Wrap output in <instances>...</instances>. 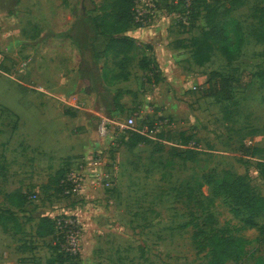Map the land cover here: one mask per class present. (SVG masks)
I'll return each mask as SVG.
<instances>
[{
    "label": "rangeland",
    "instance_id": "obj_1",
    "mask_svg": "<svg viewBox=\"0 0 264 264\" xmlns=\"http://www.w3.org/2000/svg\"><path fill=\"white\" fill-rule=\"evenodd\" d=\"M113 1L0 0V207L10 208L8 194L28 196L29 224L9 243H36L18 258L46 264L57 239H38L34 225L67 215L80 254L58 264H212L211 233L242 245L225 264H264V210L250 224L223 187L244 176L264 198V0H201L192 28L158 0L146 25L126 32L141 47L123 53L104 51L94 24ZM211 9L226 43L209 35ZM157 26L156 41L138 37ZM144 44L154 47L156 84L140 66ZM214 72L245 86L230 99L210 95ZM133 116L168 125L137 143ZM70 172L82 173L79 192L60 185ZM3 251L0 264L16 263Z\"/></svg>",
    "mask_w": 264,
    "mask_h": 264
},
{
    "label": "trees",
    "instance_id": "obj_2",
    "mask_svg": "<svg viewBox=\"0 0 264 264\" xmlns=\"http://www.w3.org/2000/svg\"><path fill=\"white\" fill-rule=\"evenodd\" d=\"M201 0H193L192 13H191V28L194 26L195 13L197 8L201 7ZM136 0H114L113 6L115 7L110 13L103 15L104 25H100L98 20H94L95 27L100 31V35L103 36L104 51H108L112 48L120 47L119 52H128L134 48H140L138 40L127 34L126 32L135 24L134 6ZM212 10V11H211ZM207 13V21L211 24L209 35L214 40L221 42L228 41V33L225 27L215 23V17L213 16V9ZM145 53L140 59V66L145 72L153 76V82L156 84L160 78V67L157 64V60L154 56V49L150 44H144ZM103 53H98L97 57H102ZM213 80L215 83L211 87L212 91L210 95H218L223 93L227 99L231 98L232 87L245 85L240 83L233 77H226L219 73H213ZM131 138L137 143H143L150 141V137L147 135L132 131ZM261 173L264 176V162L261 163ZM65 175L60 179H64ZM226 193L234 202L239 205L240 208L247 210L250 213L249 223L254 224L253 217L256 214L264 210V198L257 197L252 194L249 184L246 181V177L239 176L231 183L223 185ZM8 200L13 202L17 207L21 208L28 201L27 195L8 194ZM68 219L67 215L52 218L50 216H43L37 227V235L41 238L53 237L57 239V243L51 245L50 248L53 252H56L58 257H51L48 259V264H58L60 262L68 261L72 259L71 253L67 252L63 247L65 242V232L69 229V225H66L65 220ZM61 220V227L59 225ZM8 222H13L16 227H19V221L13 210L3 209L0 207V225H3L8 230ZM205 231H201V235ZM206 239V237H204ZM208 244L211 247V262L212 264H225L228 259L236 260L239 258L242 252V245L238 240L227 237L224 234L211 233L208 234ZM33 247V246H32ZM22 248H28L25 243Z\"/></svg>",
    "mask_w": 264,
    "mask_h": 264
},
{
    "label": "built area",
    "instance_id": "obj_3",
    "mask_svg": "<svg viewBox=\"0 0 264 264\" xmlns=\"http://www.w3.org/2000/svg\"><path fill=\"white\" fill-rule=\"evenodd\" d=\"M152 3L148 4V7L146 10H141V7L139 9V0H136L135 6H134V14H135V23L142 22L143 25L144 21L146 20L147 15L152 14V11L156 8V1L158 0H152ZM192 2L193 0H166V7L168 8L169 12L173 14H177L178 16V22L180 25H183L184 27L191 26L192 20L191 19V13H192ZM138 12V14H137ZM126 125L129 126V128L134 131L138 132L144 135H147L148 137H152L154 133H157L160 131L162 127L165 125H168V120H160L159 122L150 123L149 121L145 124H141L140 126L137 125L135 121V117H130ZM101 133L102 135H106L107 131L105 127H101ZM103 164L102 159L99 157V159L92 162L93 167L97 169L100 165ZM82 173H79L81 175ZM79 175L74 174L73 172L66 173L64 179L61 181V184L64 185V188H70L73 192H79L82 188V175L79 177ZM66 225H69V229L65 232V242L63 244V247L65 250L69 253H71L72 258L74 255L80 254V252L74 253V250L69 247L68 238L70 235H75L77 230H75V226L77 223V220L74 216H68V219L65 220ZM59 225H61V220H59Z\"/></svg>",
    "mask_w": 264,
    "mask_h": 264
},
{
    "label": "crops",
    "instance_id": "obj_4",
    "mask_svg": "<svg viewBox=\"0 0 264 264\" xmlns=\"http://www.w3.org/2000/svg\"><path fill=\"white\" fill-rule=\"evenodd\" d=\"M162 30H163L162 26H157V28L144 30L143 32H140V33L138 32L137 34H138V37L140 39L142 38L143 40L156 41L163 34ZM153 49H154V47H153ZM8 203H9L10 209L15 212V215L19 221L20 226L16 227L13 222H8V230H6L3 225H0V242L3 243V244L0 243V249H4L5 253H7V254L11 253V254H14L17 256V257H15L16 263H13V264H32V263H30V261H24V260L20 259V257L18 258V256H23L26 252L32 253V252H35L36 250H38L39 247H37L36 243L33 245V247L28 246V248H22V245L24 243L21 245H17V243H15L14 241H11V243H9V241H8V238H10V239L13 238V235L21 234L24 231V226H27L29 224V223H25V221H23L24 219L22 217L23 214H25V215L28 214L27 213L28 202L25 203L21 208L17 207L15 204H13V202H11L9 200H8ZM43 216H50L53 218V216L45 214V215H42L41 217H39L37 219V221L34 225V228H35V237H37L38 239H45V238L39 237L37 235V232H36L38 224H39V222ZM49 249L51 251L50 246H49ZM45 263L48 264V259L45 261Z\"/></svg>",
    "mask_w": 264,
    "mask_h": 264
}]
</instances>
